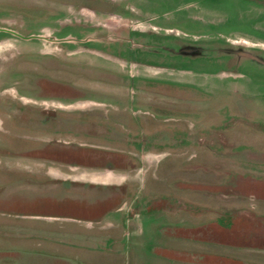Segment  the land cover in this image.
Here are the masks:
<instances>
[{
	"label": "flooded vegetation",
	"instance_id": "af4514ba",
	"mask_svg": "<svg viewBox=\"0 0 264 264\" xmlns=\"http://www.w3.org/2000/svg\"><path fill=\"white\" fill-rule=\"evenodd\" d=\"M60 4L0 1V21H14L16 10L37 15ZM23 29L0 26V44L13 40L8 46L17 47L0 49V264H22L23 251L124 247L131 244L136 226L158 220L160 230L181 228V220L167 218L184 212L189 195L201 213L261 212L264 160L225 164L252 149L221 158L215 155L218 147H212L196 162L186 155L184 143L200 138V127L194 133L184 129L185 94L191 87L120 73L114 62L90 53L156 66L123 49L82 39L77 31L46 38L41 28ZM42 40L64 47L82 43L87 54L74 55V48L46 51L39 48ZM128 85L132 97L124 103L120 96ZM160 90L167 97H156ZM172 95L180 97L173 100ZM257 133L264 137L261 130ZM142 153L154 163L143 164ZM135 171L142 177L135 179Z\"/></svg>",
	"mask_w": 264,
	"mask_h": 264
},
{
	"label": "rangeland",
	"instance_id": "374dc122",
	"mask_svg": "<svg viewBox=\"0 0 264 264\" xmlns=\"http://www.w3.org/2000/svg\"><path fill=\"white\" fill-rule=\"evenodd\" d=\"M0 1L21 5V0ZM96 1L106 7H96L92 0H60V6L37 15H21L22 12L16 10L15 20L0 21V26L19 33H24L23 28L26 31L41 28L38 32L46 38L77 31L82 39L112 50L123 49L126 55L130 53L140 62L156 67L124 63L105 53L90 54L111 60L120 73H129L140 80L148 79L164 86L186 84L192 88L185 94L189 113L184 129L194 133L200 127V138L189 135L184 143L190 161L196 162V158L203 155L201 152L208 155L212 147H218L215 155L221 158L244 148L253 150L244 155L237 153V160L228 159L225 164L243 166L245 159L264 160V154H259L260 150L264 151V137L257 133L264 132V0ZM54 20L59 22L54 24ZM126 38L130 40L126 42ZM8 43L16 42L2 43L0 49L17 48ZM38 44L46 51L74 48L77 50L74 55L78 56L87 54L88 50L78 42L72 47L48 40L38 41ZM130 86L121 93L124 103L132 97L128 92L132 89ZM164 92L157 91L156 97H167ZM172 97L175 100L180 96ZM141 156L143 164L155 161L146 153ZM194 168L195 165L191 166L190 172H195ZM134 175L135 179L142 177L136 171ZM189 177L197 178V175ZM113 259L114 263L118 261L116 257Z\"/></svg>",
	"mask_w": 264,
	"mask_h": 264
},
{
	"label": "crops",
	"instance_id": "0c3cea01",
	"mask_svg": "<svg viewBox=\"0 0 264 264\" xmlns=\"http://www.w3.org/2000/svg\"><path fill=\"white\" fill-rule=\"evenodd\" d=\"M187 202L184 212L167 218L181 220V228L136 226L131 244L120 248L23 251L22 264H264V202L250 216L201 213L190 195Z\"/></svg>",
	"mask_w": 264,
	"mask_h": 264
}]
</instances>
